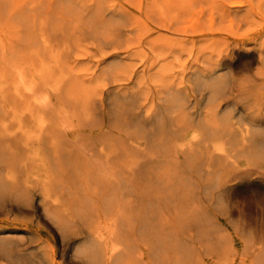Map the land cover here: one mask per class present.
Masks as SVG:
<instances>
[{"label":"rangeland","instance_id":"rangeland-1","mask_svg":"<svg viewBox=\"0 0 264 264\" xmlns=\"http://www.w3.org/2000/svg\"><path fill=\"white\" fill-rule=\"evenodd\" d=\"M0 33L9 37L5 41L10 56H23L33 72L57 68V75L65 73L81 97H105L107 103L124 96L138 98L147 114L159 98L165 111L167 99L178 92L190 100L196 117L187 135L203 122L208 132L216 125L223 128L227 122L233 123L234 132L222 141L220 160L198 172L189 169L191 156L182 155L180 175L168 185H157L159 191L151 195L160 191L167 195V189L181 190L183 195L200 190L203 200L211 204V209L205 208L210 211L208 217L237 248V263L242 255L255 261L264 259V241L259 243L264 235V159L259 158L264 157V121L247 114L259 109L264 113V0H0ZM3 65L0 51L2 84L6 82ZM210 83L221 89L214 103L207 91ZM218 102L219 112L215 111ZM23 105L12 90H0V117L17 119ZM204 115L216 125L209 124ZM172 121L175 126H186L187 113L175 112ZM246 126L252 128L258 143L253 154L258 172L239 175L230 182L232 187L218 194L217 180L223 183L234 178L240 160L249 155L240 151V130ZM30 131L35 133L36 126ZM153 169L146 172L159 184L158 175L165 171L160 163ZM32 174L34 178L36 173ZM6 183V193L0 197V241L6 246L12 242L11 258L0 255V264H37V249L33 245L24 249L30 244L29 237L41 241L49 264L51 259L55 264H81L77 250L85 239L68 242L63 237V226L57 220L64 218V208L48 206L46 210L39 192L31 202ZM142 187L145 191L146 181ZM74 212L77 216L75 208ZM244 223L254 226L246 228ZM250 240L256 242L255 247L261 246L260 256L258 251L251 256Z\"/></svg>","mask_w":264,"mask_h":264},{"label":"bare ground","instance_id":"bare-ground-1","mask_svg":"<svg viewBox=\"0 0 264 264\" xmlns=\"http://www.w3.org/2000/svg\"><path fill=\"white\" fill-rule=\"evenodd\" d=\"M4 28L5 24L1 31ZM1 35L0 51L6 82L2 84L0 78V90H12L24 104L17 119L0 117L1 198L8 182L31 202L39 192L46 210L48 206L64 208V218L57 220L59 226H63V237L68 242L85 239L77 250L81 264H264V259L255 261L249 255H242L237 263V248L208 217L210 211L205 208L211 209V204L203 200L200 190L183 195L181 190L167 189V195L162 191L159 195H151L159 191L157 185H168L180 175L182 171L178 166L182 155L191 156L189 169L198 172L220 160L222 141L234 132L233 123L228 120L222 128L216 121L211 122L216 126L208 132V126L203 122L199 125L201 130L187 135L189 128L196 124V117L192 116L190 100L178 92L167 99L165 111L161 110L162 98L157 95L159 101L147 114L138 98L124 96L107 103L105 97H81L70 86L65 73L57 75V68L33 72L23 56H10L6 44L9 37L5 33ZM2 87L6 88L3 90ZM207 89L211 93L209 100L214 103L221 89L213 83L208 84ZM220 105L218 102L215 111L219 112ZM26 111L30 113L29 117ZM178 111L187 113L186 126L173 123L174 113ZM247 114H252L256 121H264L263 109ZM31 126H36L35 133L30 131ZM240 133L243 137L240 151L249 155L240 160L234 178L223 183L217 180L218 194L232 187L230 182L239 175L258 172L253 166L258 143L252 128L246 126ZM259 158L264 159L263 156ZM156 163L162 164L165 171L158 175L159 184L146 172L147 169L154 172ZM42 170L44 174L40 173ZM145 181L146 190L143 191ZM71 182L79 183V186L71 185ZM251 225L244 223L243 227ZM38 230L43 229L39 227ZM259 240L262 243L264 235ZM28 242L30 244L24 249L32 245L37 249V264H49L41 241L29 237ZM249 242L252 243L248 246L251 256L257 251L260 256L261 246L255 247L256 242ZM9 244L6 246L0 241V255L11 258ZM51 262L55 264V259Z\"/></svg>","mask_w":264,"mask_h":264}]
</instances>
